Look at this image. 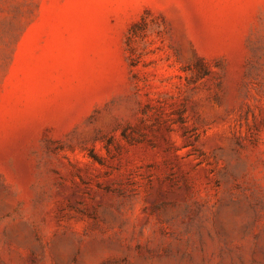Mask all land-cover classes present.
Returning <instances> with one entry per match:
<instances>
[{
    "label": "rangeland",
    "instance_id": "obj_1",
    "mask_svg": "<svg viewBox=\"0 0 264 264\" xmlns=\"http://www.w3.org/2000/svg\"><path fill=\"white\" fill-rule=\"evenodd\" d=\"M0 264H264V0H0Z\"/></svg>",
    "mask_w": 264,
    "mask_h": 264
}]
</instances>
